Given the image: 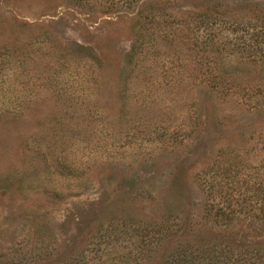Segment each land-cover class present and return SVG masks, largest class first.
<instances>
[{
    "label": "rangeland",
    "instance_id": "rangeland-1",
    "mask_svg": "<svg viewBox=\"0 0 264 264\" xmlns=\"http://www.w3.org/2000/svg\"><path fill=\"white\" fill-rule=\"evenodd\" d=\"M263 17L0 0V264H264V105L244 91L264 85L244 47Z\"/></svg>",
    "mask_w": 264,
    "mask_h": 264
},
{
    "label": "trees",
    "instance_id": "trees-1",
    "mask_svg": "<svg viewBox=\"0 0 264 264\" xmlns=\"http://www.w3.org/2000/svg\"><path fill=\"white\" fill-rule=\"evenodd\" d=\"M119 1H123L124 3L128 5H132V4L139 3L141 0H119ZM202 15L200 16L203 17ZM204 16L207 17V15H204ZM209 20L210 21L213 20L212 17ZM261 21L263 22L258 27L259 28L258 30L257 28L256 29L253 28L252 22L248 21L249 23H245L248 25L244 26V45H245L244 47L246 48L245 50L247 51V53L249 54L248 56L250 57L260 54V52H263V55L259 59L262 60V63L264 64V51L262 50V47L264 46V17ZM236 29L237 28L235 27L232 28V32L235 33ZM257 31L259 32L255 33ZM259 38H262L263 41H260ZM219 46H222V45H219ZM255 60L256 59H253L254 62L258 61V60L257 61ZM201 68L203 70V67ZM202 70L199 69V71H202ZM207 72H209V70H207ZM205 85H207L209 89H212L213 91H218L220 93H224L225 95H230L229 93H231V90L233 89V85H229L226 83L209 82ZM244 91H245L246 97L248 98L247 100H249V102H253V104H255L256 107L264 105V85L256 86L253 88L248 87L244 89ZM204 184H206V188L209 193L208 196H210L213 193V183L210 181L209 178L208 179L205 178ZM262 217H264V213H262ZM175 230L176 229H173L172 227L169 226L167 235L172 234ZM183 257L184 258L180 261V264H195L193 261L187 259L186 253L183 255Z\"/></svg>",
    "mask_w": 264,
    "mask_h": 264
}]
</instances>
